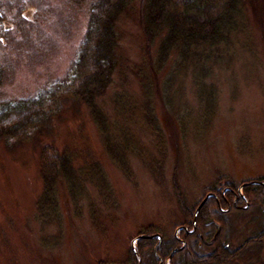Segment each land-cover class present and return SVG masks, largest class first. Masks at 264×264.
<instances>
[{
    "label": "rangeland",
    "instance_id": "rangeland-1",
    "mask_svg": "<svg viewBox=\"0 0 264 264\" xmlns=\"http://www.w3.org/2000/svg\"><path fill=\"white\" fill-rule=\"evenodd\" d=\"M96 1L0 0V9H8L0 30V102L34 97L69 75ZM255 13L232 57L217 58L221 65L208 77L215 84V104L206 105L211 90L202 87L201 69L192 68L171 82L170 95L163 94L171 104L168 112L158 95L166 70L155 74L150 68L156 47L146 55L137 4L124 12L116 25L117 66L97 102L110 122L119 115L118 127L129 124L142 157L130 155V175L124 174L107 158L87 107L71 98L30 141L0 138V264H130L131 242L142 231L152 229L164 242L182 236L175 184L189 210L218 182L233 184L240 195L243 183L264 186L257 180L264 178V0ZM141 70L151 83L158 134L142 122L148 89ZM132 105L134 121L124 116ZM44 147L74 153L78 167L98 159L105 183L79 182L73 194L62 186L59 211L38 216ZM237 199L233 208L244 209ZM225 209L218 236L230 250L241 248L239 264H264V203L245 213ZM140 264H155L151 252Z\"/></svg>",
    "mask_w": 264,
    "mask_h": 264
},
{
    "label": "trees",
    "instance_id": "trees-1",
    "mask_svg": "<svg viewBox=\"0 0 264 264\" xmlns=\"http://www.w3.org/2000/svg\"><path fill=\"white\" fill-rule=\"evenodd\" d=\"M259 2L260 0H97L90 5L83 39L69 75L63 81L39 90L34 97L0 102V138L30 141L43 124L55 116L62 101L75 99L87 107L91 121L102 136L107 158L124 174L130 175L128 158L130 155L141 158L143 152L141 145L131 132L129 124L118 127L119 115L110 122L107 113L97 102L112 82L117 66L116 48L119 37L116 25L120 16L131 9L133 4H137L138 25L146 55H150L153 45L156 47L155 59L150 68L155 74L166 70V76L161 79V90L158 91V95L162 106L169 112L171 104L163 94L165 92L169 94L171 82L186 76V71L192 68L201 69L202 87L211 90L208 96L210 100L206 101V105L215 104L213 94L215 84L208 81V77L214 67L219 68L221 65L217 58L232 57L231 49L238 41L239 34L246 31L249 16L255 13V5ZM7 11L6 7L0 9V30ZM22 11V8H18L17 14ZM1 43L0 40V45ZM2 73L0 66V76ZM140 74L144 89H148L141 107L142 122L152 133L158 134V120L153 107L155 102L150 93L151 83L146 71L141 70ZM178 85L181 84L178 82ZM118 97L117 95L116 98ZM124 112L126 119L134 121L133 117L137 113L133 105ZM74 156L72 152L63 153L53 147H44L41 150L39 172L43 190L35 203L38 216L43 217L46 210L59 211L58 196L62 186L73 194L75 188L81 189L79 182L85 183L86 186L93 184L94 187L101 182L105 183L106 177L98 159H86L78 167L75 165ZM257 180L264 183V178ZM217 184L206 190V195L212 193L213 196L201 206L194 222V213L199 203L189 210L178 185L175 184L176 198L184 218L181 226L191 229L194 223L196 230L203 234L208 229H214L215 224L212 221H219L222 216L217 207V200L221 209L227 207L228 201L232 212L244 213L264 203L262 185L243 183L240 195L238 187L231 183ZM236 196H238L236 205H247V208H233L232 202ZM153 233L154 230L147 229L139 235ZM253 242L252 238L247 240L248 245ZM156 243V239L148 238L137 241L136 252L141 261L147 252H151L152 259L157 264L153 254ZM157 252L164 254L163 247L158 248ZM240 253L241 248L235 255ZM165 256L162 255V258ZM128 262L138 264L136 256L131 251Z\"/></svg>",
    "mask_w": 264,
    "mask_h": 264
},
{
    "label": "flooded vegetation",
    "instance_id": "flooded-vegetation-1",
    "mask_svg": "<svg viewBox=\"0 0 264 264\" xmlns=\"http://www.w3.org/2000/svg\"><path fill=\"white\" fill-rule=\"evenodd\" d=\"M235 206V202H233ZM217 207L220 208V204L217 200ZM230 204L227 201V207L225 214L230 213ZM224 213V211H219ZM214 229H208L203 232L196 230V227H180V231H183L181 237L174 236L171 241L164 242L157 247L153 254L157 260V264H239L240 254L235 255L238 249L230 250L228 245L223 242V235L218 236L221 230V223L217 220L212 221ZM218 237L221 238L217 242ZM157 245V243H156ZM163 247L164 254L157 253V249ZM224 252V253H223ZM162 255H166L162 258ZM171 256V257H170ZM170 257V258H169Z\"/></svg>",
    "mask_w": 264,
    "mask_h": 264
},
{
    "label": "water",
    "instance_id": "water-1",
    "mask_svg": "<svg viewBox=\"0 0 264 264\" xmlns=\"http://www.w3.org/2000/svg\"><path fill=\"white\" fill-rule=\"evenodd\" d=\"M211 196V194H209L207 197ZM202 201V203L199 205V207L197 208L196 212H195V215L197 214V212L199 211L200 207L202 206V204L204 203V201L206 200V198ZM195 217V216H194ZM143 238H154V236H139L137 237L134 241H138V239H143ZM133 241V242H134ZM161 243V238H159V241H158V244L159 245ZM156 250V247L154 248V251ZM132 252L136 255V250L134 248V246H132ZM137 256V255H136ZM171 257V256H170ZM169 257V258H170ZM139 258V257H138ZM139 264H140V261H139Z\"/></svg>",
    "mask_w": 264,
    "mask_h": 264
}]
</instances>
